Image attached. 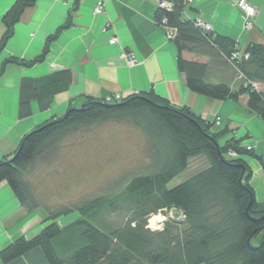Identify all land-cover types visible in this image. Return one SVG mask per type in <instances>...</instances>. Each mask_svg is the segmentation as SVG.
I'll return each mask as SVG.
<instances>
[{
    "label": "trees",
    "instance_id": "1",
    "mask_svg": "<svg viewBox=\"0 0 264 264\" xmlns=\"http://www.w3.org/2000/svg\"><path fill=\"white\" fill-rule=\"evenodd\" d=\"M169 11L157 9L155 22L175 31L176 67L192 93L216 100L238 101L245 98V108L264 125V44L248 45L247 59L228 63L233 52L240 51L227 38L204 32L196 20L183 17L184 0H169ZM36 0H16L3 16L5 32L0 50L13 34L16 24ZM69 26V20L45 40L41 55L30 62L7 59L0 68L15 64L30 67L44 60L49 45ZM208 58L217 66H228L239 75V81H208V65L188 61L183 55ZM51 75L45 83L51 86V97L70 84V74ZM38 99L46 109L51 99ZM29 99L19 103L20 119L30 116ZM129 124L146 140L149 164L144 172L122 179L124 187L113 193L81 203L50 209L44 207L35 193L29 174L38 162L57 154L70 136L103 123ZM188 108L174 107L152 92L136 93L120 101L87 99L77 108L69 107L63 116L41 124L24 135L11 157L0 160V183L6 182L22 209L32 212L42 207L49 222L32 239L18 238L0 250V261L8 264L39 248L46 264H264V203L256 202L250 186L251 172L238 156L260 160L231 138L218 143L219 133ZM234 152L236 157H230ZM203 157L207 167L168 189L167 185L183 173L192 158ZM110 198V199H109ZM108 200V201H106ZM106 202L101 209L98 203ZM129 205L127 210L121 204ZM99 209L87 219H78L71 227L61 229L56 221L72 212L85 214ZM181 219L166 217L158 230L147 228V220L169 209ZM93 210V209H92ZM106 212L120 213L123 222L113 229L99 222ZM105 223V222H104Z\"/></svg>",
    "mask_w": 264,
    "mask_h": 264
},
{
    "label": "crops",
    "instance_id": "2",
    "mask_svg": "<svg viewBox=\"0 0 264 264\" xmlns=\"http://www.w3.org/2000/svg\"><path fill=\"white\" fill-rule=\"evenodd\" d=\"M15 1L0 0V42L6 29L2 18ZM159 1L36 0L33 7L25 9L0 50V68L10 58L24 62L38 58L45 40L68 20L69 26L50 43L42 62L30 67H4L0 77V160L12 156L24 135L60 118L69 107L77 109L87 99L104 100L114 95L124 99L152 92L174 107L188 108L210 124L218 117L221 129L213 127L212 131L219 133L220 145L234 138L241 146H252L260 160L250 156L238 159L251 172L249 183L256 202L264 203V125L245 108V98L216 101L188 90L176 67L174 41L166 37L167 29L155 22ZM239 1L254 8L248 30L243 28ZM98 2L104 6L100 15L94 14ZM183 17L209 25L213 37L227 38L242 52L248 45L264 44V0H191L185 5ZM172 34L174 37V30ZM111 38L116 40L114 45L109 44ZM183 57L206 63L209 82L233 84L226 68L212 60L190 54ZM62 72L70 74V84L50 98L51 86L45 79ZM22 97L29 99L31 114L20 119ZM39 98H50L49 107L40 109ZM46 217V211L22 209L7 183H0V250L18 238L32 239L49 224ZM8 264H46V260L36 248Z\"/></svg>",
    "mask_w": 264,
    "mask_h": 264
},
{
    "label": "rangeland",
    "instance_id": "3",
    "mask_svg": "<svg viewBox=\"0 0 264 264\" xmlns=\"http://www.w3.org/2000/svg\"><path fill=\"white\" fill-rule=\"evenodd\" d=\"M226 72L234 82L239 81V75L235 74L230 66L226 68ZM255 89L262 88L256 86ZM214 127L221 129V121L219 126ZM147 164L149 158L142 133L129 124L108 122L70 136L62 143L56 155L34 165L29 179L41 204L50 209H57L76 204L80 206L84 201L82 205L89 204L112 193L115 197L123 190L122 179L127 175L143 173ZM206 167L207 162L203 157L190 159L187 169L173 179L167 188L175 187ZM97 206L99 209L104 208L106 202L98 203ZM97 206L85 214L72 212L61 216L56 223L61 229H67L78 219H87L92 212L98 211ZM128 207L127 203L121 204L124 211ZM38 209L45 213L42 207ZM105 214V217H97L93 222L96 227L100 228L99 222H103L102 224L113 229L120 223V219L122 222L124 220L120 213ZM155 216L161 217L162 220L154 226L149 221L154 216L147 220V228L153 231L161 228L166 217L181 219L180 212L173 208Z\"/></svg>",
    "mask_w": 264,
    "mask_h": 264
},
{
    "label": "built area",
    "instance_id": "4",
    "mask_svg": "<svg viewBox=\"0 0 264 264\" xmlns=\"http://www.w3.org/2000/svg\"><path fill=\"white\" fill-rule=\"evenodd\" d=\"M185 3H189L191 0H184ZM172 7V3L169 0H160L158 3V9H165L167 11H169ZM238 7L240 8V10L243 12V28L245 30H248L252 27V19L254 17V8L250 5H248L247 3H245L244 1H239L238 3ZM104 10V6L101 2H98L96 7L94 8V14L96 15H100L103 13ZM196 25L202 29L204 32H210L211 28L209 25H206L205 23H203L200 20H196ZM167 29V35L166 37L168 39H173V34H172V29ZM106 28L103 29V32H106ZM116 43V40L114 38H111L109 40V44L110 45H114ZM247 59V55L244 54V52L242 51H235L233 52V54L231 55V57L228 59V63L230 65L233 66V62L239 61L240 59ZM130 65L133 63V60L131 59L128 62ZM107 102L110 101H120L121 97L119 95H114L112 97H108L105 99ZM214 126H219L220 125V119L217 117L214 119L213 121ZM245 150L246 151H252L253 147L246 145L245 146ZM230 155V157H236V154L234 152H229L228 153Z\"/></svg>",
    "mask_w": 264,
    "mask_h": 264
},
{
    "label": "bare ground",
    "instance_id": "5",
    "mask_svg": "<svg viewBox=\"0 0 264 264\" xmlns=\"http://www.w3.org/2000/svg\"><path fill=\"white\" fill-rule=\"evenodd\" d=\"M161 220H162L161 217H159V216H154V217H153L151 220H149V221H150V224L154 226L156 223H159Z\"/></svg>",
    "mask_w": 264,
    "mask_h": 264
}]
</instances>
